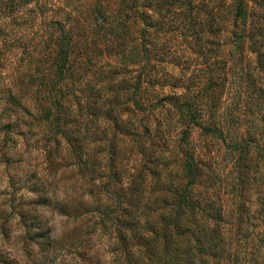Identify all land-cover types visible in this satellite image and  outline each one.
Returning <instances> with one entry per match:
<instances>
[{"label":"rangeland","instance_id":"1","mask_svg":"<svg viewBox=\"0 0 264 264\" xmlns=\"http://www.w3.org/2000/svg\"><path fill=\"white\" fill-rule=\"evenodd\" d=\"M96 1L107 12L113 8L111 0H33L0 17V264H176L174 259L161 262L156 254L161 241L153 244V230H161L156 222L165 206L158 198L174 190L196 202L185 214L187 227L170 236L174 243L168 247L169 256L182 250L187 264H207L206 254L184 239L187 228L195 237L199 233L204 218L197 215L198 206L213 219L203 223L204 234L218 251L208 264H264V0H250L244 20L236 17L231 0H212L215 21H207L215 37L194 39L191 32L179 37L167 33L166 24L161 32L153 30V58L159 62L155 70L167 77L161 81L166 88H156L155 93L182 92V98L195 103L207 82L223 85L215 107H207L215 113L205 116V123L222 126L224 141L190 129L189 148L198 173L186 191L179 146L184 138L177 135L175 114L170 111L174 137L168 150L176 151L167 155L170 159L146 163L141 113L131 106L125 109L122 100L118 106L106 100L123 93L118 86L127 88L135 80L138 66L120 69L115 63L132 56L138 25L127 29L131 46L125 55L101 56L95 36H90L87 70L78 73L84 81L68 76L50 94L63 100L58 127L36 106L39 98L43 103L49 97L40 71L49 64L40 54L48 45V22L64 10L73 13L75 22L82 21ZM73 61L76 69L79 61ZM46 72L45 81L51 79ZM173 81L183 90L173 89ZM143 93L138 90L135 98L144 97L147 110L155 111V98ZM61 126L77 136L85 164L63 139ZM136 168L150 172L146 196L154 203L149 213L142 203L133 201L131 209L126 205L125 185ZM144 235L151 241L139 239Z\"/></svg>","mask_w":264,"mask_h":264},{"label":"trees","instance_id":"2","mask_svg":"<svg viewBox=\"0 0 264 264\" xmlns=\"http://www.w3.org/2000/svg\"><path fill=\"white\" fill-rule=\"evenodd\" d=\"M231 1L235 3L236 17H241L244 20L247 15L246 6L250 0ZM32 2L33 0H0V17L10 14L17 8H24ZM212 3V0H111V3L109 2V7L112 6L113 8H110V11L107 12L100 1L98 3L96 1L93 3V7L88 11L87 17L77 22H75V17L71 11L64 10V14L60 18L51 19L50 22H48L49 32L46 34V42L48 45L45 50L40 52V54L44 55L47 58L46 60L49 61L47 66L40 69L43 76L42 85L45 86V93L49 97L47 99L45 98V102L43 103L39 98V102H36L38 110L40 112L45 111L44 115L46 116V120L50 119L52 125L58 127L60 119L58 117V111L62 108L63 100L60 95L52 97L50 94L52 91L59 89L58 85L62 84L68 76L75 77L80 70H84V60L85 58L91 57L92 54L89 47L91 41L89 40L90 36H95L96 42H94V44L96 45L97 52L101 56L103 55V57L107 58L111 55L112 57H116L121 53L125 55L127 48L131 46V41L127 39V29L129 26L135 27L138 25V43L135 46L132 56H128L126 62L120 61L115 63L117 68L120 69L123 66H125L124 69L128 67L134 69L138 66V70H135V80L132 83L130 82L127 88H120L121 85L119 84L120 86H118L119 88L116 90L122 92L124 89L123 93L111 99L107 96L106 100L108 99L109 104H116L117 106L119 105V101L122 100V105L125 109L131 106L141 113L142 119L140 129L142 130L143 136L140 138L143 140L141 148L144 154L148 156V161H146V163H156L155 159H157V161L162 158L170 159L167 155L176 151V148L173 149V147L168 150V145L174 137L170 132L172 124L170 120V111L175 114L177 123L180 127L177 135L181 136V139L184 138L182 140L183 144L179 145L182 149L185 163L183 169V175L185 177L183 176V178L187 179V187L184 188V191L188 190L187 188L190 189V185L194 183L195 176L198 173L194 164L193 155L190 153L192 150L189 148L188 137L190 129L192 127L199 128L203 135L224 141V128L222 126L218 123L207 125L205 123V116L215 113V111H211L210 108L207 107H215L220 96L219 93H221L223 89V85L216 84L214 81L207 82L206 85L200 89V96H197L198 101L195 103L189 102L186 98H182V92L176 93L174 91H169V93L163 92L164 94L155 93L154 90L156 88H166L167 84L162 82L165 81L167 77L163 79L161 77L162 75L155 70L156 64L159 62L157 58H153L155 57V45H157L156 38L153 36V30L155 32L157 30L161 32L164 27L163 24H166L167 29L165 31L167 33H177L179 37H181L182 34L184 37H187V32L193 33L192 37L194 39L204 34L215 37L217 33L212 28V24H209L207 21L209 18L211 19V17H214V6ZM214 21L211 19V22ZM137 56L138 58L135 59ZM75 58L79 61L76 69L73 66V60ZM36 70L39 69L36 68ZM85 70L87 69L85 68ZM45 71L51 73V79L49 78L46 81L44 79ZM109 73L113 75L115 73V67L110 68ZM82 77L83 74L76 76V79H78L79 82H83L84 80ZM168 79L171 80L172 77L168 76ZM171 86L173 89H178V91L183 90V87L180 86L179 83H176V81H173ZM130 88L132 91L128 93ZM138 90L145 92L143 93L144 95L147 93L148 96L155 98L151 102L153 106L156 107L155 111L152 110L153 108L147 110L144 97L141 100L135 98ZM125 91L126 93H124ZM198 92L196 91L195 94H198ZM116 94L117 93L114 95ZM158 105H161V107L158 108ZM52 111L55 114L52 115ZM63 120L62 122H65L67 127L68 124L65 119ZM144 120L145 123H143ZM66 127L61 126L60 133L61 135H65L63 139L73 152H77V156L80 157L82 163L85 164L88 160L85 154L82 155L81 147H78V143L76 142L78 141L77 136H74L72 130ZM128 128H131V126ZM127 133L131 135L130 131ZM72 135L75 138H73ZM234 143L235 145L237 144L236 141ZM78 148L79 150L77 151ZM130 154L132 155V152H130ZM133 156L138 157V165L140 166L139 154L136 153L133 154ZM83 158L85 160H83ZM150 159H152V162ZM145 171L144 174V170L142 171L140 169L137 171L136 168L128 174L124 196L128 209H131L134 201L136 203H142V210L147 212L148 209L149 213L154 202L150 195L146 196V179L150 172H148V170ZM135 173H137L136 176ZM185 198L186 197L182 195H178L175 190L173 192L168 191L166 196L158 198L159 204L163 203L165 206L161 209L156 222L161 226V230H159L160 228L158 229L159 232H156L155 229L153 230V235H155V237L157 236V238H154L153 244L161 241L159 252L156 253L157 257H161V262L167 261L165 259H174L176 264H187L188 260L182 259V257H185L186 252L181 254L182 250H176L173 257L167 254L168 247L173 242L170 236L175 234V231L177 233L179 230H183L187 227L189 220L185 218V214H189V211H191V204L196 202L195 200L191 201L189 199L187 201ZM195 208L198 210L197 215H202L204 219L200 226L199 233H196V237L194 236V231L187 228L188 232L185 233L187 236H185L184 239L187 238L186 241H192L197 251L206 254L205 262L208 264V260L216 258L215 255H217L218 251L211 245L212 238L204 234L205 229L203 223H210L213 219L198 208V206ZM197 218L200 220L199 216ZM193 225L196 226L195 221ZM150 233L153 232L150 231ZM147 237L148 236L144 235L143 238L139 239L145 241V243L148 241L150 242L151 240H148ZM127 241H129V238ZM174 241L177 242L178 240ZM205 244H207V247H205ZM153 246L156 247V244ZM206 248L209 249L207 252ZM224 254L226 256L225 251ZM218 257L220 256H217V258ZM132 264L147 263L143 260H137Z\"/></svg>","mask_w":264,"mask_h":264}]
</instances>
